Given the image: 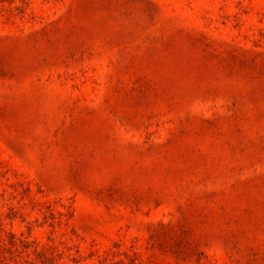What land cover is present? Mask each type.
<instances>
[{"label": "rangeland", "instance_id": "1", "mask_svg": "<svg viewBox=\"0 0 264 264\" xmlns=\"http://www.w3.org/2000/svg\"><path fill=\"white\" fill-rule=\"evenodd\" d=\"M0 264H264V0H0Z\"/></svg>", "mask_w": 264, "mask_h": 264}]
</instances>
